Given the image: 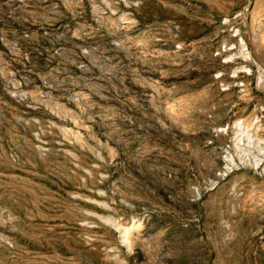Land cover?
I'll list each match as a JSON object with an SVG mask.
<instances>
[{
	"label": "rangeland",
	"instance_id": "rangeland-1",
	"mask_svg": "<svg viewBox=\"0 0 264 264\" xmlns=\"http://www.w3.org/2000/svg\"><path fill=\"white\" fill-rule=\"evenodd\" d=\"M0 264H264V0H0Z\"/></svg>",
	"mask_w": 264,
	"mask_h": 264
}]
</instances>
